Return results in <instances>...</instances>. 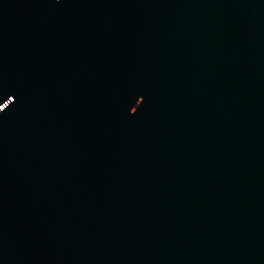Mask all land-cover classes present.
Returning <instances> with one entry per match:
<instances>
[{
  "label": "water",
  "instance_id": "obj_1",
  "mask_svg": "<svg viewBox=\"0 0 264 264\" xmlns=\"http://www.w3.org/2000/svg\"><path fill=\"white\" fill-rule=\"evenodd\" d=\"M0 264H264V0H0Z\"/></svg>",
  "mask_w": 264,
  "mask_h": 264
}]
</instances>
